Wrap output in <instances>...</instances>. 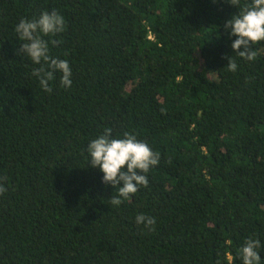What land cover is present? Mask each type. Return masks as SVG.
I'll return each instance as SVG.
<instances>
[{"label": "trees", "instance_id": "16d2710c", "mask_svg": "<svg viewBox=\"0 0 264 264\" xmlns=\"http://www.w3.org/2000/svg\"><path fill=\"white\" fill-rule=\"evenodd\" d=\"M246 3L0 0V264H243L248 239L264 264V41L245 60L223 27ZM53 10L49 93L15 27ZM108 128L160 154L118 207L87 151Z\"/></svg>", "mask_w": 264, "mask_h": 264}, {"label": "clouds", "instance_id": "9594fccd", "mask_svg": "<svg viewBox=\"0 0 264 264\" xmlns=\"http://www.w3.org/2000/svg\"><path fill=\"white\" fill-rule=\"evenodd\" d=\"M234 6H240L241 0H229ZM65 18L58 11H44L38 19H21L15 27L19 39L24 41L19 52L26 54L33 64L39 65L33 69V75L38 78L41 88L45 92H52L49 81L54 79V73H62L60 83L64 87L72 85V69L67 60L53 58L49 54V41L44 37L61 33L66 29ZM230 29V36L237 37L231 44L235 53L248 61L257 58V52L252 45L264 41V0H251L241 7L238 15L232 16L223 26ZM58 42L53 40L51 44ZM227 69L235 72L236 61L228 58ZM112 129H105L104 134L93 139L88 145L90 167L98 168L103 173L102 182L117 189V197L110 203L120 206L122 199L138 192L140 187H148L147 173L150 168L160 162L159 152H154L147 143L138 140L135 134L123 133V138H112ZM122 184V186H121ZM6 188L0 183V194ZM137 225L144 224L152 230L156 223L154 217L139 214ZM261 242L258 239H248L240 249L243 264H260L258 249Z\"/></svg>", "mask_w": 264, "mask_h": 264}]
</instances>
